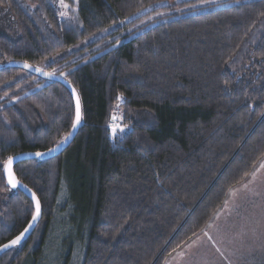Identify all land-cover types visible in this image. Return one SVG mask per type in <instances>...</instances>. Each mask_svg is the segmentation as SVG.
<instances>
[{"label": "trees", "instance_id": "trees-1", "mask_svg": "<svg viewBox=\"0 0 264 264\" xmlns=\"http://www.w3.org/2000/svg\"><path fill=\"white\" fill-rule=\"evenodd\" d=\"M160 2H177L175 16L108 49L70 51L112 25L127 32ZM64 3L0 0V245L34 211L3 166L61 143L74 120L63 84L8 64L55 71L76 91L81 114L60 154L13 166L41 217L0 264H38L51 223L68 209L80 264H165L264 158V0Z\"/></svg>", "mask_w": 264, "mask_h": 264}, {"label": "rangeland", "instance_id": "rangeland-1", "mask_svg": "<svg viewBox=\"0 0 264 264\" xmlns=\"http://www.w3.org/2000/svg\"><path fill=\"white\" fill-rule=\"evenodd\" d=\"M231 2L226 1L216 7ZM176 3L160 2L150 5L143 10L147 13L146 17L140 18L135 24L131 23L127 32H120L123 27L121 23L112 25L77 44L70 51L84 48L89 44L93 46L86 48V53L97 47H101L99 51H102L116 46L119 42L127 40L131 34L174 17L175 13L171 16V12ZM180 14L181 12L176 15ZM66 56V53H62L58 58ZM9 93L5 92L4 98L13 102L15 99L10 98ZM1 100L4 99L0 97ZM262 165L264 158L251 171V174L255 172V177L250 174L241 184L233 188V192L229 191L225 202L204 230L170 255L165 264H264V166ZM73 216V210L68 209L63 217L51 223L38 264H65L64 258L70 245H74V248L68 263L80 264L82 251L76 243L79 227L76 226Z\"/></svg>", "mask_w": 264, "mask_h": 264}, {"label": "water", "instance_id": "water-1", "mask_svg": "<svg viewBox=\"0 0 264 264\" xmlns=\"http://www.w3.org/2000/svg\"><path fill=\"white\" fill-rule=\"evenodd\" d=\"M8 65H13V66H17V67H20V68H22V69H25V70L29 71L30 73H32V74H34V75H36V76H38V77H40V78H42V79H45V80H52V81H57V82L63 84V85L67 88V90L69 91V93H70V95H71V97H72V100H73V105H74V120H73V124L75 123L76 104H77V100L79 101V99H78V96H77L76 91H73L74 88H73V87H72L67 81H65L64 79H62V78H60V77H58V76H56V75H55V76H51V77H50V76H46V75H44V73H47V72H44V71H42V70L37 71V70H36L37 68H34V67H31V68H25V66H24L25 64H23V63H10V64H8ZM79 107H80V103H79ZM79 123H80V122H79ZM78 126H79V124H77V126H76L75 128H73V125H72V128H71L70 132H69L68 135L66 136V137H68V139L66 140V142H65V140H63L61 143L57 144V145H59V148H58L56 151L48 152V151L46 150V151H44V153H46V155H44L43 157H37V156H35V153H25V154H20V155H17V156L12 157V158H13V161H12V163H11V165H10L11 172L14 174V172H13V166L15 165V163H17V162H19V161H21V160H24V159L46 160V159L53 158V157L57 156L58 154H60L64 149H66V148L68 147V145H69V144L72 142V140L74 139V137H75V135H76V133H77V130H78ZM69 134H70V135H69ZM57 145L54 146V147H52L51 149H53V148H57ZM4 166H9V165H8V161L5 163ZM3 174H4V177H5V180H6L7 184H8L11 188H13V187L8 183V178H9V177H8V173H7L5 170H3ZM14 176H15V174H14ZM15 178H16V176H15ZM16 180H18V179L16 178ZM18 181H19V180H18ZM14 188L19 189L21 192H23V193H24V194H25V195L31 200V202H32V204H33V207H34V212H33V215H34V214H35V203H36V200H38V198L36 197V195L33 193V191H31L27 186H25V185H24L23 183H21L20 181H19V183L17 184V186L14 187ZM40 209H41V208H40ZM33 215H32V217H33ZM32 217H31V219H30V221L28 222V224H27L26 227H28L30 223H31L33 226L31 227V229L29 230V232L25 234V237H24V239L21 241V243L18 244V245H15V246L9 247L8 249L0 250V256H1L4 252H6L7 250H9V249H11V248H14V247H16V246H19V245H21L24 241L27 240V238L31 235V233L33 232V230L35 229L37 223H38L39 220H40V217H41V210H40L39 217H38V219H37L36 221L33 222V221H32ZM26 227H25V228H26ZM25 228H24V229H25ZM24 229H23L21 232H23ZM21 232H20V233H21ZM20 233H19V234H20ZM19 234H18V235H19ZM18 235H16V236H18ZM16 236H15V237H16ZM15 237H13L12 239H10L9 241L15 239ZM9 241L3 243V244L0 245V246H3L4 244H8Z\"/></svg>", "mask_w": 264, "mask_h": 264}, {"label": "snow or ice", "instance_id": "snow-or-ice-1", "mask_svg": "<svg viewBox=\"0 0 264 264\" xmlns=\"http://www.w3.org/2000/svg\"><path fill=\"white\" fill-rule=\"evenodd\" d=\"M60 3H61V5L63 7H65V8L68 7V5L64 3V0H60ZM61 15H66V13H61ZM159 15H162V14H159ZM24 66H25V68H31L32 67V65L27 64V63ZM36 70L37 71H40L39 68H37ZM44 75L51 77V76H55L56 75V72L54 71V72H51V73H44ZM60 76L65 77L66 74L65 73H60ZM73 91H75V90L73 89ZM113 119H115V117H113ZM80 120H81L80 107H79V101L77 100V104H76V114H75V123L73 124V128H75L77 126V124H79ZM67 139H68V137H65L64 138L65 142H66ZM58 148H59V145H57V148L48 149L47 151L48 152L56 151ZM44 155H46V153H44V152H36L35 153V156H37V157H43ZM12 161H13V158L12 157H9L8 158V165L9 166H3V167H4V170L8 173V177H9L8 178V183L14 188V187L17 186V184L19 183V181L16 180L14 174L11 172L10 165H11ZM262 166H264V165H262ZM251 176L254 178L255 177V172H253L251 174ZM229 191L230 192H233L234 190L233 189H229ZM40 210H41L40 209V202H39V200H36V203H35V214L32 217V221L33 222L38 219L39 214H40ZM32 226L33 225L30 223L29 226L26 227L23 232H21L18 236L15 237V239L9 241L8 244H4L3 246H0V250L8 249L9 247H12V246H15V245L20 244L21 241L24 239L25 234L29 232V230L31 229Z\"/></svg>", "mask_w": 264, "mask_h": 264}, {"label": "bare ground", "instance_id": "bare-ground-1", "mask_svg": "<svg viewBox=\"0 0 264 264\" xmlns=\"http://www.w3.org/2000/svg\"><path fill=\"white\" fill-rule=\"evenodd\" d=\"M34 212V211H33Z\"/></svg>", "mask_w": 264, "mask_h": 264}]
</instances>
